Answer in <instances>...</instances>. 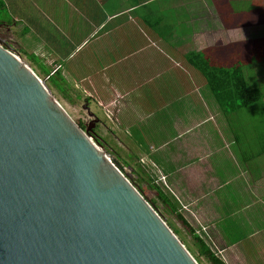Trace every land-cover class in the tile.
Returning <instances> with one entry per match:
<instances>
[{
    "label": "crops",
    "instance_id": "crops-1",
    "mask_svg": "<svg viewBox=\"0 0 264 264\" xmlns=\"http://www.w3.org/2000/svg\"><path fill=\"white\" fill-rule=\"evenodd\" d=\"M0 38L40 79L98 102L110 157L121 145L164 176L216 259L264 264V100L226 114L194 66L260 64L264 82V0H0Z\"/></svg>",
    "mask_w": 264,
    "mask_h": 264
},
{
    "label": "water",
    "instance_id": "water-1",
    "mask_svg": "<svg viewBox=\"0 0 264 264\" xmlns=\"http://www.w3.org/2000/svg\"><path fill=\"white\" fill-rule=\"evenodd\" d=\"M0 38V264H198Z\"/></svg>",
    "mask_w": 264,
    "mask_h": 264
},
{
    "label": "rangeland",
    "instance_id": "rangeland-1",
    "mask_svg": "<svg viewBox=\"0 0 264 264\" xmlns=\"http://www.w3.org/2000/svg\"><path fill=\"white\" fill-rule=\"evenodd\" d=\"M239 65H242V67H245L246 70H250L249 72H251V75L248 76L249 86L257 87L260 88L261 91H264V82H261V76L259 73L252 72L258 71L260 64L252 65L242 63ZM41 80H43L47 86L49 85L50 88H48L60 102L63 110L71 120L77 125H82L85 128V132L89 131L92 136L91 139L94 140V142L95 140L99 142L102 146L101 148H103L110 157V119L107 118V114L99 108L98 102L87 100V98L83 95H79L72 87L64 88L63 91H59V88L54 83L43 78H41ZM258 116L257 118L259 121L264 120V113H261V111L258 113ZM115 152H117L119 156L122 155L124 159L117 161L115 158H112V160L123 169L122 172L130 181L140 186L146 199L153 201L162 213L164 222L167 223L172 230L177 232L179 240L191 251L190 253L197 259L198 263L208 264L205 257L200 253L194 235L196 234L207 246H209L212 253L214 251H219V246L215 243L209 231L203 225L196 222L193 217L187 215V213L184 212L187 210L186 208L178 211L183 217L180 219L175 211L170 210L168 206L162 203L158 197L159 192L167 194V197L170 196V194L163 187L161 188L156 185V183L159 182L163 185L162 181L159 180L160 175L157 182H153V177H155V175L149 169H147L149 171L146 172L142 168L144 161H138L129 158V156H125L122 152L121 145H117ZM159 188L163 190L161 191ZM183 214L187 215V217Z\"/></svg>",
    "mask_w": 264,
    "mask_h": 264
},
{
    "label": "trees",
    "instance_id": "trees-1",
    "mask_svg": "<svg viewBox=\"0 0 264 264\" xmlns=\"http://www.w3.org/2000/svg\"><path fill=\"white\" fill-rule=\"evenodd\" d=\"M194 66L203 74L205 79L208 81L209 87H211V90L215 95L217 101L219 102L221 109H223L226 114L249 108L254 104L263 103L264 94L260 89H253L248 86L245 71L242 66L223 69L215 66L214 64L208 63L207 61H194ZM50 81L56 86H59V75L56 74V76H52L50 78ZM79 127L85 131V128L82 125H79ZM89 136L92 137L91 134H89ZM95 142L100 147H102L99 142H97L96 140ZM120 169L123 170L122 168ZM131 183L137 188V190L143 195V197L146 198L142 193L140 186L136 185L132 181ZM158 197L164 205L170 208V210L175 211L180 219L183 218L181 214L178 213V209L175 204L171 203V201L165 194L159 192ZM146 200L164 220L162 213L159 211L153 201H149L148 199ZM167 226L170 228L168 224ZM172 232L177 235V232L175 230H172ZM194 236L199 246L200 253L205 257L208 264H224L214 257V254L211 252L209 246H207L196 234Z\"/></svg>",
    "mask_w": 264,
    "mask_h": 264
},
{
    "label": "built area",
    "instance_id": "built-area-1",
    "mask_svg": "<svg viewBox=\"0 0 264 264\" xmlns=\"http://www.w3.org/2000/svg\"><path fill=\"white\" fill-rule=\"evenodd\" d=\"M159 180L162 181L163 184H165V177L164 176H160Z\"/></svg>",
    "mask_w": 264,
    "mask_h": 264
}]
</instances>
